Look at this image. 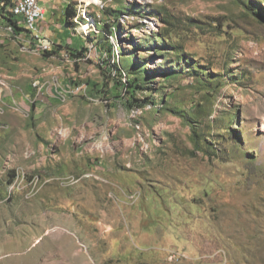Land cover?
Returning <instances> with one entry per match:
<instances>
[{
  "label": "rangeland",
  "instance_id": "rangeland-1",
  "mask_svg": "<svg viewBox=\"0 0 264 264\" xmlns=\"http://www.w3.org/2000/svg\"><path fill=\"white\" fill-rule=\"evenodd\" d=\"M74 4L0 14V264H264V0Z\"/></svg>",
  "mask_w": 264,
  "mask_h": 264
},
{
  "label": "built area",
  "instance_id": "built-area-1",
  "mask_svg": "<svg viewBox=\"0 0 264 264\" xmlns=\"http://www.w3.org/2000/svg\"><path fill=\"white\" fill-rule=\"evenodd\" d=\"M16 21L10 22L19 26V33L23 37V44H40L43 46H54V43L44 42V36L38 25L45 18V10L38 0H14ZM92 51L89 49V54ZM74 89L73 92L75 93Z\"/></svg>",
  "mask_w": 264,
  "mask_h": 264
},
{
  "label": "crops",
  "instance_id": "crops-1",
  "mask_svg": "<svg viewBox=\"0 0 264 264\" xmlns=\"http://www.w3.org/2000/svg\"><path fill=\"white\" fill-rule=\"evenodd\" d=\"M39 4L45 10V18L38 25L39 29L43 33L44 42L46 43H54L53 50H57V52H67L69 50H77L78 43H74V41L69 38L68 40H64L60 37V35L55 32H51L52 25H56L57 28H63L66 25V10L70 6H74L75 0H38ZM47 15L50 16V20L47 21ZM67 32V31H66ZM65 32V33H66Z\"/></svg>",
  "mask_w": 264,
  "mask_h": 264
},
{
  "label": "bare ground",
  "instance_id": "bare-ground-1",
  "mask_svg": "<svg viewBox=\"0 0 264 264\" xmlns=\"http://www.w3.org/2000/svg\"><path fill=\"white\" fill-rule=\"evenodd\" d=\"M100 3H101V0H81V4H86L87 7L92 6L93 4L97 5V4H100ZM84 7L85 6H83L80 10L83 11ZM7 10L10 12V14H11L10 16L12 17L13 21H16L15 2H14V0H11V3L8 6ZM1 19H2V22H5V30H6V32L9 33L11 36H13L20 44H22L23 49H28L29 50L31 48H36L37 50H39L41 52H44V53L45 52H49V51H53L54 46H43V45H40V44H32V45L23 44V37L21 36V34L19 33V30L15 27V25L14 24H10L9 20L6 21L4 19V17L1 18ZM93 26L94 25H93L92 22L90 24H88V25L83 24L82 28H81V31L88 34L89 30ZM89 48L93 52V50L95 49L94 44L91 43Z\"/></svg>",
  "mask_w": 264,
  "mask_h": 264
},
{
  "label": "trees",
  "instance_id": "trees-1",
  "mask_svg": "<svg viewBox=\"0 0 264 264\" xmlns=\"http://www.w3.org/2000/svg\"><path fill=\"white\" fill-rule=\"evenodd\" d=\"M10 3H11V0H0V14L3 15L5 20H7V21L9 20V22H13V19L10 16L11 15L10 12L7 10ZM5 13H7V15H4ZM117 13H118V11L115 10L112 13L108 12L107 14H108L109 18H118ZM77 16H78V13L76 12V9L74 6H70L67 8V10H66V22L74 20V18H76ZM15 27L19 30L18 25H15ZM96 46H99V45L96 44ZM84 50H87V48H85ZM112 50H114L113 47H112ZM53 52H55V51H49V52H45V53L47 55H50Z\"/></svg>",
  "mask_w": 264,
  "mask_h": 264
},
{
  "label": "water",
  "instance_id": "water-1",
  "mask_svg": "<svg viewBox=\"0 0 264 264\" xmlns=\"http://www.w3.org/2000/svg\"><path fill=\"white\" fill-rule=\"evenodd\" d=\"M66 26L68 27V24Z\"/></svg>",
  "mask_w": 264,
  "mask_h": 264
}]
</instances>
